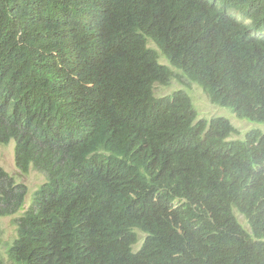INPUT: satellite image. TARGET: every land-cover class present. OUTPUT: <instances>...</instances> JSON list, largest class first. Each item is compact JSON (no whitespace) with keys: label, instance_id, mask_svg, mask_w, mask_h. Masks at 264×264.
Returning <instances> with one entry per match:
<instances>
[{"label":"trees","instance_id":"16d2710c","mask_svg":"<svg viewBox=\"0 0 264 264\" xmlns=\"http://www.w3.org/2000/svg\"><path fill=\"white\" fill-rule=\"evenodd\" d=\"M174 78L264 124V0H0V143L47 177L0 167L11 264H264V131Z\"/></svg>","mask_w":264,"mask_h":264},{"label":"rangeland","instance_id":"374dc122","mask_svg":"<svg viewBox=\"0 0 264 264\" xmlns=\"http://www.w3.org/2000/svg\"><path fill=\"white\" fill-rule=\"evenodd\" d=\"M183 88L187 89L191 94L200 118L211 119L217 116H226L233 122L237 129L236 133L232 134L233 139L244 138L246 133L252 128H261L264 131V124H257L238 118L231 109L214 104L201 86L194 82L188 84L185 78L183 80L174 78L168 85L157 84L155 90L157 95L164 96ZM0 167L12 175L16 183H22L27 186L25 209H28L32 205L36 191L47 181L46 174L34 168L27 174L19 170L15 161V140H12L9 144H0ZM23 212L24 210L10 216L0 217V264H11L7 257V245L18 236L17 219ZM240 218L242 221L244 220L242 215H240ZM139 247L140 244H137L136 249Z\"/></svg>","mask_w":264,"mask_h":264},{"label":"clouds","instance_id":"9594fccd","mask_svg":"<svg viewBox=\"0 0 264 264\" xmlns=\"http://www.w3.org/2000/svg\"><path fill=\"white\" fill-rule=\"evenodd\" d=\"M161 61H164V63H167L165 60H163V58L161 59ZM11 142V141H10ZM0 144H3V143H0ZM9 144V143H8ZM15 147H16V141H15ZM2 217V216H1ZM139 244V243H138ZM142 242L140 243V246H141ZM139 249V248H138ZM136 249V250H138Z\"/></svg>","mask_w":264,"mask_h":264}]
</instances>
